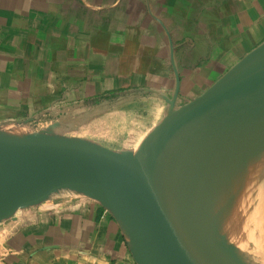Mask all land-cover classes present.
I'll list each match as a JSON object with an SVG mask.
<instances>
[{"label": "crops", "instance_id": "1", "mask_svg": "<svg viewBox=\"0 0 264 264\" xmlns=\"http://www.w3.org/2000/svg\"><path fill=\"white\" fill-rule=\"evenodd\" d=\"M263 41L264 0H0V125L76 138L141 104L156 125ZM0 264L135 262L105 208L58 193L0 222Z\"/></svg>", "mask_w": 264, "mask_h": 264}, {"label": "water", "instance_id": "2", "mask_svg": "<svg viewBox=\"0 0 264 264\" xmlns=\"http://www.w3.org/2000/svg\"><path fill=\"white\" fill-rule=\"evenodd\" d=\"M175 97L135 151L59 134L62 122L0 137V222L68 190L111 214L135 264H253L232 240L241 182L230 186L227 159L264 137V41L195 98Z\"/></svg>", "mask_w": 264, "mask_h": 264}, {"label": "rangeland", "instance_id": "3", "mask_svg": "<svg viewBox=\"0 0 264 264\" xmlns=\"http://www.w3.org/2000/svg\"><path fill=\"white\" fill-rule=\"evenodd\" d=\"M136 97L140 98L143 96L139 94ZM120 106H115L114 108ZM142 106L141 104L137 111H127L126 109L124 112H119L118 110H111L98 116L96 115V117L92 115L91 119H88L92 121L89 127L80 130L74 136L84 140H96L98 141V146L113 152H119L120 150L135 151L139 149L145 136L155 127L156 123L153 116L149 117L143 111ZM110 109L106 108L105 110ZM6 123H9V125L2 129L0 135L28 132L23 126H18L22 125L21 123H13L11 121ZM46 126L39 125L35 126V128L42 129ZM59 134L62 133L59 132ZM227 163L230 167V177H233L230 186L235 184L234 182H241V192L238 194L237 200L234 197L233 202H236L235 211L241 213L240 220L242 224L240 232L232 240L238 248L250 256L253 264H264V137L246 150L241 149L233 152L227 159ZM235 190L236 186L234 193ZM59 193L74 194L78 197L88 198L68 190H62Z\"/></svg>", "mask_w": 264, "mask_h": 264}, {"label": "bare ground", "instance_id": "4", "mask_svg": "<svg viewBox=\"0 0 264 264\" xmlns=\"http://www.w3.org/2000/svg\"><path fill=\"white\" fill-rule=\"evenodd\" d=\"M24 128L27 130V128H26L25 126H24ZM1 129H3V128H1ZM22 133H24V132H22ZM20 135H21V133H20V134H18V133L9 134V133H8V134H6V135H0V137H5V138H6V137L20 136ZM144 140H145V139H144ZM143 142H144V141H143ZM143 142H142V144H143ZM142 144H141V146H142ZM141 146H140V147H141ZM140 147H139V148H140ZM260 168H261V167H260ZM260 170H261V169H260ZM260 170H259V171H260ZM261 171H262V170H261ZM263 174H264V173H263ZM257 175H258V174H257ZM254 176H255V175H254ZM259 179H260V178H259ZM256 181H258V180H256ZM253 183H254V182H253ZM256 184H257V183H256ZM251 185H252V184H251ZM256 187H257V186H256ZM247 192H248V191H247ZM252 192H253V191H252ZM244 197H245V196H244ZM248 198H249V197H248ZM252 199H253V198H252ZM260 199H261V198H260ZM248 200H249V199H248ZM250 203H251V202H250ZM244 204H245V203H244ZM248 205H249V204H248ZM251 213H252V212H251ZM263 227H264V226H263Z\"/></svg>", "mask_w": 264, "mask_h": 264}]
</instances>
